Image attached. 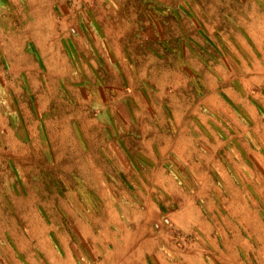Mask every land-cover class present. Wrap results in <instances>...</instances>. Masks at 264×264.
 Instances as JSON below:
<instances>
[{
	"label": "rangeland",
	"instance_id": "1",
	"mask_svg": "<svg viewBox=\"0 0 264 264\" xmlns=\"http://www.w3.org/2000/svg\"><path fill=\"white\" fill-rule=\"evenodd\" d=\"M0 264H264V0H0Z\"/></svg>",
	"mask_w": 264,
	"mask_h": 264
}]
</instances>
